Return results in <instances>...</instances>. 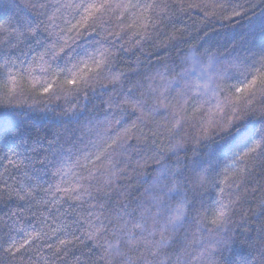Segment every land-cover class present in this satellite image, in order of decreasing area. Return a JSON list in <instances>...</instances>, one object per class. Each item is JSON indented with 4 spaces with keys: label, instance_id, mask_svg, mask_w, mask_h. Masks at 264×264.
Listing matches in <instances>:
<instances>
[{
    "label": "trees",
    "instance_id": "obj_1",
    "mask_svg": "<svg viewBox=\"0 0 264 264\" xmlns=\"http://www.w3.org/2000/svg\"><path fill=\"white\" fill-rule=\"evenodd\" d=\"M36 2L37 0H0V23L20 20L27 14L31 15L37 27L36 35L27 36L17 47L0 45V65L7 60V67H11L14 73L17 70L21 72L20 86L13 92L10 91L11 85L8 84L5 69L0 68V128L18 129L24 137L39 138L46 147L53 149L65 150L71 147L72 161L80 155L84 145L93 153L103 152L112 138L122 134L125 128L131 127L138 114L129 109L123 113L120 125H113L106 134L102 132V138L96 135L97 131H102L104 121L121 117L119 109L114 105L109 108L108 101L110 98L120 99L122 93L129 88L135 89L138 98L143 97L150 103L152 92L149 85L162 90L169 81H179L183 87L186 80L190 87H194L209 76L215 77V74L224 73L226 92L235 94L236 87H243L258 71L264 70L261 68L260 56L261 48L264 47V0H133V3L141 5L167 7H156L146 13L151 18L147 29L127 27L132 22L134 13L144 11L142 8L126 12L117 9L116 12L105 15L104 20L107 23L100 19L95 21V25L89 22L90 27L79 36L74 31H68L79 16L69 13L67 9L55 11L65 0H42L47 5L46 8H31L30 5ZM123 2L126 3L127 0ZM54 12L53 22L49 20V16ZM121 12L123 20H118L117 16ZM53 24L58 27H53ZM109 31L121 32V39L116 40L114 35H108ZM132 32L147 35L140 39L132 36ZM53 33H59V36ZM101 35L108 37L102 41L104 46L115 40L119 51L111 68L113 73H123V76L117 83H109L107 77L110 74H105V78L99 81H93L92 87L95 91L88 88L87 99L84 98L83 84H78L73 89L66 83V72L55 78L48 93H43L42 86L37 84L33 87L27 74L22 71L31 63L36 68L33 75L51 83L53 77L50 72H41L37 67L41 53L50 48L53 42L59 48L64 44V39L72 36L75 39L68 40L71 47L65 51L76 61L77 54L84 47H92L95 40L101 39ZM137 39L140 40L139 43H136ZM68 55L55 60L46 56L45 59L51 64V70L58 71L57 65L63 68L68 64ZM237 66L240 70H237ZM175 95L172 92L170 98ZM259 104L260 100L257 99L254 106ZM203 119L206 117L186 119L178 129L170 131L172 126L168 124L167 128L157 131L158 124H162L163 120L159 115H154L133 128L135 136L140 137L141 151L133 152L128 158H115L121 161L117 167L123 168V172L110 201L112 211H118L123 204H129V211L136 209L132 213L136 219H140L143 213L147 226H151L152 217L155 216L159 221L156 227H160L182 197L187 196L191 200L192 192L189 187L170 193L173 178L162 174L159 169L164 165L174 167L179 163L187 176L192 175L194 167L202 166L206 169L208 182L197 191L196 208L199 211L189 213L190 222L174 238V244L183 243L186 246L191 264H205L199 258L201 249L215 245V226L198 221L207 210L214 207L219 191L215 182L223 178L225 165L231 163L233 152H239L243 148L239 139L241 133L235 129L231 136L215 128L203 135ZM252 119H255L254 115H245L242 111L241 120L236 123L247 126ZM90 141H94L95 146ZM133 143H136L135 139ZM170 148H176V152H170ZM10 155L8 148L0 146V174H3L0 176V264H74L73 257L88 249L85 244L77 241L75 247L69 246L70 251L66 258L53 255L59 242L58 237H62L63 233L54 234L43 223L40 215L43 210L35 206L36 200L46 196L42 190L32 202L30 211L20 210L16 216L10 217V210L23 203L16 199V189L20 183H36V175L41 177L39 183L43 187L56 182V177L43 172L33 173L23 166L19 169L13 168L5 159ZM161 157L163 159L157 163V159ZM55 158V155L49 156L51 160ZM137 161L142 164L147 161V164L139 167ZM5 168L8 169L7 172ZM25 173L33 176V180L28 181ZM5 179L10 185L7 190L3 187ZM232 181L239 183V188L233 183L232 188L226 189L229 192L235 190L233 198L237 200L227 224V234L231 242L223 252V257L218 253L215 255L216 264H224V259H234L235 264H242L245 257L251 264H261L260 247L261 242H264V231H261L264 227V213L261 212V201H264V165L253 169L251 175H241L240 170L236 169L235 174L230 177L229 182ZM117 193L126 195L118 197ZM145 208H150L151 211L145 212ZM13 221L18 223L13 225ZM47 224L55 227L51 216L48 217ZM9 226H12L11 231ZM32 228L48 232L49 235L35 241L36 247L29 245L26 252L22 250L23 258L19 253L16 258H12L4 251L10 238L17 241L25 239V232L19 229L31 231ZM109 239L112 237L109 236ZM121 247L124 245L121 244ZM166 251L170 252L172 248ZM119 259L116 258L113 264H117ZM98 264H103V261H98Z\"/></svg>",
    "mask_w": 264,
    "mask_h": 264
},
{
    "label": "snow or ice",
    "instance_id": "obj_2",
    "mask_svg": "<svg viewBox=\"0 0 264 264\" xmlns=\"http://www.w3.org/2000/svg\"><path fill=\"white\" fill-rule=\"evenodd\" d=\"M30 7L43 9L47 5L42 0H37ZM156 7L162 8L167 5H141L133 3V0H127L126 3L123 0L119 2L118 0H65L55 11L67 9L69 13L79 16V19L68 29L69 32L74 31L76 36H79L90 27L89 22L95 25V21L100 19L107 23L104 20L105 15L114 13L117 9L126 12L142 8L144 11L139 14L134 13L132 22L127 27L138 26L147 29L151 18L146 13ZM117 19L123 20V12L117 16ZM49 20L54 22L55 12L49 16ZM53 27L58 26L53 24ZM36 31L34 20L31 15L27 14L20 20L0 23V45H7L9 48L17 47L27 36H35ZM53 34L59 36V33ZM108 35H114L116 40L121 39V32L109 31ZM131 35L143 39L147 33L142 35L139 32H132ZM107 38L106 35H101V39L95 40L92 47H84L83 51L77 54L76 61H73L71 55L65 51L66 48L71 47L68 40H74L75 37L69 36L64 39V44L59 48L53 42L50 48L39 55L40 63L37 65L41 72H50L53 77L51 83L42 81L33 75L36 68L31 63L22 71L27 74V79L33 87L37 84L42 86L43 93H48L55 83V78L66 72V83L73 89L78 84H83L85 86L84 98L87 99L88 88L95 91L92 87L93 81H99L105 78V74H110L107 77L109 83H117L123 76V73L112 71L111 65L119 48L115 46V40L108 46H104L102 41ZM139 42L140 40L137 39L136 43ZM65 55H68V64L63 68L57 65L58 71L51 70V64L45 57L51 56L55 60ZM260 56L262 58L261 68L264 69V47L261 48ZM7 64L6 60L0 68L5 69L8 84L11 85L10 91L14 92L20 86L21 72L17 70L14 73L11 67H7ZM237 70H240L238 66ZM225 79L226 74L218 73L215 77L209 76L203 83L195 84L194 87H190L186 80L183 87L180 86L179 81H169L162 90L149 85L152 92L150 103L143 97L138 98L133 88L123 92L120 99L110 98L109 108L114 105L119 109L121 117L104 121L103 129L97 131V136L102 138V132L106 134L113 125H120L123 113L129 109L132 113L138 114L136 120L133 121L131 127L125 128L122 134L112 138L111 143L103 152L93 153L88 150L87 145H84L80 155H77L74 161H72L71 147L65 150L53 149L46 147L39 138L24 137L18 129L0 128V146L11 151V155L5 157L9 165L16 169L23 166L32 170L33 173L43 172L56 177V182L47 187L39 183L41 179L39 175L35 177L36 183H20L16 189V199L23 203L17 204L15 209L10 210V217L16 216L20 210L30 211L33 207L32 202L42 190L46 196L36 200L35 206L43 210L40 212L43 223L51 228L52 233H63L62 237H58L59 242L53 252V255L58 258H66L70 251L69 246L75 247L76 242L79 241L85 244L88 250L81 251L79 255L74 256V264H98V261H103V264H113L116 258H120L117 264H191L186 246L183 243L174 244V238L190 222L189 213L199 211L196 208L197 191L208 182L206 169L202 166L194 167L191 176L185 175L179 163L174 167L164 165L159 169L162 174L173 178L174 182L169 188L170 193L189 187L192 192L191 200L187 196L182 197L176 207L171 210L166 222L160 227H156L159 221L155 216L152 217L151 226H147L143 213L140 219H136L132 214L136 209L132 208L129 211V204H123L120 210L112 211L110 201L115 185L123 172V168L117 167L121 161L115 158L117 156L128 158L133 152L141 151L140 137L135 136L133 128L145 123L149 116L154 115H159L163 120L162 124H158L157 131L167 128L168 124L172 126L170 131L178 129L186 119L192 120L205 116L206 119L201 122L203 135H207L210 129L215 128L231 136L232 130L235 129L241 133L239 139L243 144L241 151L233 152L231 163L225 165L223 178L215 182L219 191L214 200V207L207 210L198 221L199 223L208 222L215 226V245L202 248L199 258H202L205 264H216L215 255L218 253L223 257V252L228 249L231 242L227 234V224L237 200L233 198L235 190L229 192L226 189L232 188L233 183L236 184V188H239V183L236 181L230 183V177L235 174L236 169L240 170L241 175H251L253 169L264 165V70L258 71L257 75L247 80L243 87H236L235 94L226 92ZM172 92L176 95L170 98ZM257 99L260 100V104L254 106ZM242 111L245 115L255 116V119H252L247 126L236 123L241 120ZM257 113L259 115H256ZM134 139L136 143H133ZM89 143L95 146L94 141ZM109 149H111L110 152ZM228 150H231L230 146ZM169 151L175 153L176 148H170ZM50 155H55V160L49 159ZM162 159L161 157L156 162L160 163ZM137 164L139 167H144L147 161L143 164L137 161ZM77 169H83V171H77ZM7 171L8 169L5 168V172ZM25 175L28 181L33 180V176L27 173ZM11 178L14 179V177ZM3 187L5 190L10 187L7 179L4 180ZM125 195V193H117L118 197ZM9 199L12 197L9 196ZM144 211L150 212L151 209L145 208ZM261 212L264 213V201H261ZM49 216L53 218L55 227L47 224ZM16 223L18 221H13V225ZM11 230L12 226H9V231ZM19 230L25 232V239L17 241L10 238L8 247L4 249L12 258H16L18 253L23 258L22 250L26 252L29 245L36 247L35 241H40L49 235L48 232L37 231L35 228L31 231ZM261 231H264V227ZM109 236L112 239H109ZM121 244L124 245L123 248ZM168 248H172V251H166ZM260 257L261 264H264V242H261ZM224 264H235V260L224 259ZM242 264H251V261L245 257Z\"/></svg>",
    "mask_w": 264,
    "mask_h": 264
}]
</instances>
